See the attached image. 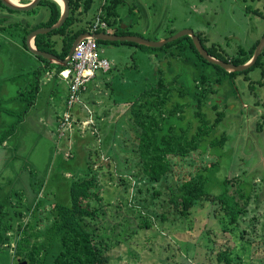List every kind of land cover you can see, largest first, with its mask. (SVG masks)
Wrapping results in <instances>:
<instances>
[{
	"label": "rangeland",
	"instance_id": "obj_1",
	"mask_svg": "<svg viewBox=\"0 0 264 264\" xmlns=\"http://www.w3.org/2000/svg\"><path fill=\"white\" fill-rule=\"evenodd\" d=\"M100 2L94 0L89 17L96 14ZM256 10L264 13V0H123L119 7L122 20L117 26L129 31V35L153 41L191 29L206 39L207 46L215 43L223 55H235L241 48L248 50L264 34V18ZM19 14L46 19L49 10L40 4L35 12ZM20 29L14 26L6 34H0V133L22 120L7 140L8 146L0 148V205H7L2 210L14 229L20 221L34 219L28 208L36 201L39 191V198L45 200L42 208L46 209L38 211L40 216L51 210L58 197L66 196L68 179L77 180L84 175L86 154L91 151L94 170L88 173L96 174L103 200L94 203L98 215L89 223L97 232L96 239L102 240L108 248L105 251L112 256L109 264H228L219 258L220 251L225 249H231L238 264H264V76L261 68H255L247 76L239 75L238 89L234 91L227 79L221 91L214 95L219 103L223 102L222 95L230 97L229 108H246L243 107V116H239L242 110L237 109V119L233 118L235 113L232 116L229 113L212 132V138L226 133V144L214 147V154H210L209 148L206 154L211 156L199 149L187 159L172 157L173 172L164 181L151 183L140 164L144 155L132 150L138 139L128 101L161 77L193 91L199 71L213 73L212 66H197L193 53V56L189 53L192 58L188 61L176 56L175 47L159 49L125 42H101L99 51L110 60L111 69L97 71L98 76L88 83L90 95L83 99L91 96L87 101L90 103L81 104V113L75 114V106L70 110L73 125L63 135L60 120L66 111L67 85L55 76L48 85L44 82L45 72L37 71L39 65L35 56L25 50ZM36 73L42 77L41 90L35 103L29 105L28 86L36 80ZM96 80L103 87L92 92ZM250 81L256 85L252 92ZM106 82H110V88ZM187 110V120L195 127L197 119L192 116V110ZM205 110L215 118L216 112L209 106ZM93 123H96L98 138L88 133V126ZM76 128L80 130L79 137H76ZM209 159L219 161L218 167L209 172L207 189L210 192H223L224 179L237 174L241 180L231 182L230 193L235 194L239 186L246 193H252L240 224L217 212L220 205L209 200L194 207L189 218L171 215L163 218L164 211H169L165 206L167 194L154 196L153 188L162 187L166 191L167 184L190 178L212 162ZM41 183L51 194L44 196V189L38 191ZM237 197L242 204V198ZM20 211L23 214H18ZM145 220L150 226H144ZM37 223L43 229L46 222L38 220ZM14 233L11 230L10 245L0 247V264H12Z\"/></svg>",
	"mask_w": 264,
	"mask_h": 264
},
{
	"label": "trees",
	"instance_id": "obj_2",
	"mask_svg": "<svg viewBox=\"0 0 264 264\" xmlns=\"http://www.w3.org/2000/svg\"><path fill=\"white\" fill-rule=\"evenodd\" d=\"M69 2L70 15L64 24L48 33L39 34L35 38V44L39 50L54 53L60 58L65 59L76 37L82 33L93 31V25L100 10L101 19L108 23V27H115L116 34H130L129 31L122 30L120 26H117L118 22L122 20L120 18L119 7L123 0H101L99 10L91 17H89L88 14L93 7L94 0H69ZM40 4L48 7V18L41 19L36 21L35 24H31L28 21L25 23H23V21L8 23L7 15L0 16V31L7 32L9 28L21 26L23 32H19V36L25 47H27L26 38L30 32L41 27L54 25L61 16V5L57 1L42 0L38 5ZM0 7L2 10L5 9V11L9 13L24 12L25 14L35 12L36 9L35 7L28 11H17L5 6L1 1ZM256 12L264 18V13L262 11L256 10ZM106 29L107 28H98L95 31L98 33L107 31ZM172 34H170V36ZM198 36L211 55L224 61H231L235 64H242L248 61L252 57L260 41V38H258L248 50L241 48L235 55H226L225 53L223 55L218 50L215 43L211 46H207L205 43L206 39L199 34ZM101 42L105 41L97 40L98 45H100ZM109 42H125L133 46L149 47L131 41ZM168 47H175L176 56H180L187 61L195 54L198 61L196 63L197 66L208 64L212 66L214 71L213 73H209L206 70L199 71V75L194 81L193 91L186 89L183 85L177 86L174 82H169L161 77L153 85L144 89L139 95H136L133 100L128 101L131 105L135 123V133L138 139L137 146L132 150L136 151L137 154H141L142 152L144 155L140 164L145 170L146 178H148L151 183L162 182L173 172L174 163L172 157L187 159L191 157L193 152L199 149H202L206 154L209 148L211 150L209 151L210 154H214V147L224 146L227 142L228 135L223 133L220 137L212 138V132L227 118L229 113L233 114L234 111L229 108L230 97L223 95V102L219 103L214 95L221 91V87L227 79L230 81V89L233 91L237 90V77L242 74L247 76L255 68H261V74L264 76V49L256 63L248 70L229 72L220 65L208 62L200 54L192 37L189 35L168 42L164 46L159 47V49ZM189 53H193L192 56ZM38 57L44 61L47 66L52 65L48 59L42 56ZM59 68L62 69L64 67L60 65ZM37 71L40 72L39 70ZM35 79L36 80L31 82L28 86L29 105L35 103L37 94L40 90L41 77L37 73ZM256 82L263 86L260 80ZM249 85L251 92L254 91L256 88L255 81H250ZM176 86L180 88L176 89ZM175 92H177L178 95H175ZM206 106H209L211 110L216 112L215 118L209 116L208 112L205 110ZM187 109L192 110V116L197 119L198 123H196L195 127L191 121L187 120L186 111H189ZM242 113L243 112H241V115H243ZM228 118L230 119V117ZM21 121L22 120L12 124L8 129L0 133V146L10 138L15 132L18 123ZM88 127H90L88 130L89 135L98 138L99 134L95 131L96 123L90 124ZM75 130L76 132L78 131L76 137H79L80 130L78 128ZM73 151L74 149L71 147L70 152L72 153ZM91 154V151L86 154L85 162L87 165L84 169V175L77 180L73 179V177L68 179L69 184L67 185L66 196L64 198L58 197V199L53 202L51 210L46 215H38L42 210L46 211V209H43L45 200L39 198V190L44 189V196L48 193L51 194V190L43 183H41L42 185L40 184L41 186H38L39 192L37 191L36 201L34 204L32 202L31 207L28 208L30 213L33 214L34 219L26 223L20 221L17 229L13 228L10 221L5 220L6 213L3 212L2 209L7 205H0V247L3 244L10 245V232L11 230L15 232V245L11 247V249H15L12 264H18V259H20L18 256H21L22 261L26 260L27 264L110 263L112 256L105 251L108 250L107 246L102 240L96 239L98 236L97 232L92 228L93 224L89 223L90 220L95 221L98 215V207L94 205V203L103 200L99 192L96 174L92 176L88 173L90 170H94L93 162H91ZM210 154L206 155L211 156ZM209 160L212 162L190 178L184 179L180 183L172 182L167 184L166 191H162V187L153 188L154 196L161 195L164 192L167 194L165 206L169 211L166 213L164 211L163 218L168 219L170 218L169 215L176 218H189L194 207H198L203 201L209 200L213 204L220 205V208H218L220 210L217 212H223L230 218L231 222L238 225L240 224L244 214V208L251 200L252 193H246L242 186L235 189V194L230 193L229 189L231 187V182L240 179L237 177V174L224 179L225 190L223 192L219 194L210 192L207 189L211 175L209 172L216 169V166L218 167L219 161ZM257 166H260V164ZM17 194L14 193L15 196ZM237 195L242 198V204L238 200ZM31 197H34V194H32ZM18 214H23V211L18 212ZM38 220L40 222L45 220L46 223L43 224V229H39L40 225L37 223ZM143 224L146 227L150 226L147 220H145ZM135 230L136 229L133 231ZM240 231L242 234L245 233L243 229H240ZM219 258L220 260H225L228 264H238L235 261L236 258L233 252H231V249L221 250Z\"/></svg>",
	"mask_w": 264,
	"mask_h": 264
},
{
	"label": "water",
	"instance_id": "obj_3",
	"mask_svg": "<svg viewBox=\"0 0 264 264\" xmlns=\"http://www.w3.org/2000/svg\"><path fill=\"white\" fill-rule=\"evenodd\" d=\"M0 1L5 6L9 7L10 9L17 10V11H28V10L35 8L42 0H31L28 3H21L19 0H16V1H14V0H0ZM55 1H57L61 5V16H60L59 20L52 26L41 27V28L35 29L32 32H30L26 38V45H27L29 51L34 53L35 55L42 56V57L48 59L49 61L61 64L63 66H66L69 63V61L71 60L73 52H74L75 47L77 46L78 42L82 38H85L88 36H93L97 40L131 41V42H136L138 44L147 45L149 47L159 48V47L164 46L168 42L176 40V39L183 37L185 35H189L192 37L194 44L197 47L200 54L208 62L220 65L221 67H223L225 70H227L229 72H234V71H240L241 72V71L248 70L249 68H251L256 63L257 59L259 58L260 54L262 53V51L264 49V35H263L260 38V41H259L258 45L256 46L252 57L248 61H246L245 63L235 64L231 61H224L222 59H219V58L211 55L207 51L205 46L203 45L201 38L191 29H185V30L179 31L175 34H172L168 38L162 39L159 41L149 40V39H146L144 37L137 36V35H129V34L121 35V34L111 33V32H107V31H102V32H98V33L85 32V33L80 34L74 40L68 56L65 59H62L54 53L39 50L35 44V38L39 34H45V33L52 31L55 28L61 27L64 24V22L66 21V19L68 18V16L70 15V2H69V0H63V3H60L59 0H55ZM18 264H27V261L26 260L22 261L21 259H18Z\"/></svg>",
	"mask_w": 264,
	"mask_h": 264
},
{
	"label": "built area",
	"instance_id": "obj_4",
	"mask_svg": "<svg viewBox=\"0 0 264 264\" xmlns=\"http://www.w3.org/2000/svg\"><path fill=\"white\" fill-rule=\"evenodd\" d=\"M101 10L93 25L92 33H96L98 28H107L108 23L103 21L100 16ZM111 62L107 57L101 55L97 39L93 36L82 38L73 52L72 58L66 69L62 72L69 83V95L67 97V108L64 116L60 120V128L70 132L73 125V114L71 109L79 102V92L96 76L97 71H109ZM72 124V125H71ZM70 129V130H69Z\"/></svg>",
	"mask_w": 264,
	"mask_h": 264
},
{
	"label": "crops",
	"instance_id": "obj_5",
	"mask_svg": "<svg viewBox=\"0 0 264 264\" xmlns=\"http://www.w3.org/2000/svg\"><path fill=\"white\" fill-rule=\"evenodd\" d=\"M21 3H28L29 1H31V0H19ZM22 1H26V2H22ZM99 8H100V5L96 8V12L99 10ZM20 12H12V13H9L8 11H5V9H3L2 10V8H0V16L2 17V16H8V23L9 22H13V23H16V21H23V23H25V22H30L31 24H35L36 23V21H39V20H41V18H37V17H32V16H29V17H27L26 15H20L19 14ZM43 20V19H42ZM7 23V24H8ZM16 27H18V26H16ZM20 28H21V26H19ZM112 29V30H111ZM20 32H23V30L22 29H20ZM107 32H111V33H115V27H109L108 28V30H107ZM7 32L6 31H0V34L1 35H4V34H6ZM20 37V36H19ZM22 44H23V41H22ZM24 45V44H23ZM98 47H99V45H98ZM24 48H25V50L26 51H28V52H30L29 51V49H28V47H25V45H24ZM32 53V52H31ZM101 53V52H100ZM34 56H35V61H36V64H38L39 65V71H40V73H42V71L41 70H43L44 72H45V79L46 80H44V82L46 81L47 82V85L52 81V79H53V77L55 76V77H58V78H61V80L64 82V83H66V85H67V90H68V92L66 93V95H67V97H68V95H69V83H68V81H67V79L64 77V75L62 74V72L66 69V67L68 66V64L66 65V66H63V65H61V64H58V63H54V62H52V61H50L51 62V66H47V64L44 62V61H42L39 57H38V55H35L34 53H32ZM102 55V54H101ZM103 56V55H102ZM105 57V56H104ZM63 66L64 68H59V66ZM111 69V68H110ZM98 75H96L95 76V78L97 77ZM95 78H93L90 82H92ZM41 79H42V77H41ZM41 79H40V90H41ZM45 82V83H46ZM90 84V83H89ZM94 86H93V88L91 89L92 90V92H98V90L100 91L101 89H102V87H103V85L102 84H100L99 82H98V80H96L94 83ZM92 84V85H93ZM110 82H106L105 83V85L108 87V88H110ZM88 87H89V85L87 84V86L82 90V91H80L79 92V95H80V99H79V104H75V109H76V111H75V114L76 113H81V104H85V103H87V101H89L90 99H91V96H89V97H86L85 99H83L84 97H85V95H90V94H87V89H88ZM40 90H39V92H40ZM39 92H38V94H39ZM81 92H82V94H81ZM37 94V95H38ZM222 98L221 99H224V97H223V95L221 96ZM66 101H67V99H66ZM82 102V103H81ZM90 102H88L87 104H89ZM244 104V103H243ZM234 105V104H233ZM232 105V106H233ZM245 106H248V104H245ZM250 106V105H249ZM244 107V106H243ZM66 108H67V104H66ZM244 109H246L245 107H244ZM66 110V109H65ZM246 111V110H245ZM244 115V114H243ZM59 116H57V120L59 119L58 118ZM22 122V121H21ZM48 123H50V121L48 120ZM105 123V122H104ZM5 146H8V144H7V141H5V143L3 144V145H1L0 146V148L1 147H4L5 148ZM263 156H264V154H263ZM264 163V162H263Z\"/></svg>",
	"mask_w": 264,
	"mask_h": 264
},
{
	"label": "flooded vegetation",
	"instance_id": "obj_6",
	"mask_svg": "<svg viewBox=\"0 0 264 264\" xmlns=\"http://www.w3.org/2000/svg\"><path fill=\"white\" fill-rule=\"evenodd\" d=\"M231 109H233V111H234V113H235L234 115H236V114L238 113L237 109H238L239 111L242 110V111H240V112H243V111H244V109H243L242 106H241V108H238V107H237V108H231ZM242 114H244V113H242ZM232 115H233V114H231V116H232ZM234 115H233V118H234V119H237V118H238V117H237L238 114H237V116H234ZM241 116H243V115H241Z\"/></svg>",
	"mask_w": 264,
	"mask_h": 264
},
{
	"label": "bare ground",
	"instance_id": "obj_7",
	"mask_svg": "<svg viewBox=\"0 0 264 264\" xmlns=\"http://www.w3.org/2000/svg\"><path fill=\"white\" fill-rule=\"evenodd\" d=\"M14 1H16V0H14ZM59 2H60V3H63V0H59Z\"/></svg>",
	"mask_w": 264,
	"mask_h": 264
}]
</instances>
